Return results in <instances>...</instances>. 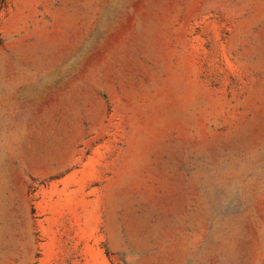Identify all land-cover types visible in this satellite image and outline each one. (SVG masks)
I'll return each instance as SVG.
<instances>
[{
    "label": "rangeland",
    "instance_id": "1",
    "mask_svg": "<svg viewBox=\"0 0 264 264\" xmlns=\"http://www.w3.org/2000/svg\"><path fill=\"white\" fill-rule=\"evenodd\" d=\"M0 264H264V0H0Z\"/></svg>",
    "mask_w": 264,
    "mask_h": 264
}]
</instances>
